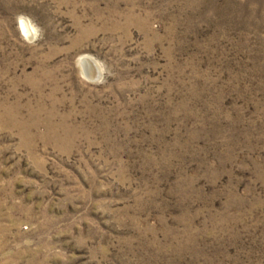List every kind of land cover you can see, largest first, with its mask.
Segmentation results:
<instances>
[{
	"label": "rangeland",
	"instance_id": "1",
	"mask_svg": "<svg viewBox=\"0 0 264 264\" xmlns=\"http://www.w3.org/2000/svg\"><path fill=\"white\" fill-rule=\"evenodd\" d=\"M0 264H264V0H0Z\"/></svg>",
	"mask_w": 264,
	"mask_h": 264
},
{
	"label": "bare ground",
	"instance_id": "2",
	"mask_svg": "<svg viewBox=\"0 0 264 264\" xmlns=\"http://www.w3.org/2000/svg\"><path fill=\"white\" fill-rule=\"evenodd\" d=\"M28 27V26H27ZM24 28V29H23ZM23 31L25 32L26 31V26L25 25H23ZM28 34V33H27ZM29 34H31V32L29 33ZM85 60V59H84ZM83 62V61H82ZM85 68V67H84ZM87 72V71H86ZM89 73V78H91L92 80L95 78V76H96V73H90V72H88ZM97 78V77H96Z\"/></svg>",
	"mask_w": 264,
	"mask_h": 264
},
{
	"label": "water",
	"instance_id": "3",
	"mask_svg": "<svg viewBox=\"0 0 264 264\" xmlns=\"http://www.w3.org/2000/svg\"><path fill=\"white\" fill-rule=\"evenodd\" d=\"M96 80V76H95V78H94V81Z\"/></svg>",
	"mask_w": 264,
	"mask_h": 264
}]
</instances>
